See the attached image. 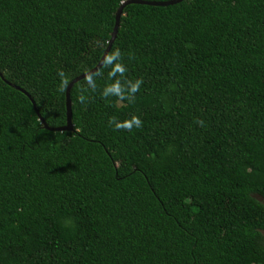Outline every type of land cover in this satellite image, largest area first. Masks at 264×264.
Instances as JSON below:
<instances>
[{"label": "trees", "instance_id": "1", "mask_svg": "<svg viewBox=\"0 0 264 264\" xmlns=\"http://www.w3.org/2000/svg\"><path fill=\"white\" fill-rule=\"evenodd\" d=\"M124 1L0 0V264H264V0L123 6V76L104 58L42 127Z\"/></svg>", "mask_w": 264, "mask_h": 264}, {"label": "water", "instance_id": "2", "mask_svg": "<svg viewBox=\"0 0 264 264\" xmlns=\"http://www.w3.org/2000/svg\"><path fill=\"white\" fill-rule=\"evenodd\" d=\"M182 0H170V1H166V2H152V1H145V0H126L124 2L121 3V5L118 7V9L115 12L114 15V25L112 27L111 33H110V38L108 40L107 43V47L104 50V52L102 53L99 61L97 62V64L88 72L83 73L77 77H75L74 79H72L68 85L65 88V92H64V108H65V124L62 127L59 128H47V126L44 124V122L42 121V119L39 117V115H37L42 127L48 131H54V132H62V131H70L72 124H71V113H70V102H69V89L70 87L77 81L87 77L88 75H91L92 73H94L95 71H97V69L101 66L107 52L108 49L116 35L117 32V28H118V19L120 16V12H121V8L127 4H140V5H149V6H166V5H171V4H175L178 3ZM0 79L3 80L1 74H0ZM4 81V80H3ZM5 83L15 89H17L20 93L24 94L27 98H29V96L22 90L14 87L13 85L9 84L8 82L5 81ZM29 101L34 109L35 114H37L36 109L34 108V103L33 101L29 98Z\"/></svg>", "mask_w": 264, "mask_h": 264}, {"label": "clouds", "instance_id": "3", "mask_svg": "<svg viewBox=\"0 0 264 264\" xmlns=\"http://www.w3.org/2000/svg\"><path fill=\"white\" fill-rule=\"evenodd\" d=\"M119 58H120V53L118 50L112 54H109L107 57H105V65L106 66L107 65H113L112 70L109 73V76L115 75L116 73H120V75L123 76V74L125 73L126 68L122 64L114 63ZM59 75L61 77H63L64 73L61 71L59 73ZM86 79H87L88 85L91 86L93 90H95L96 85H95L94 80L92 79V76L88 75L86 77ZM63 83L66 84V80H64ZM141 84H142V81L137 80L134 84L131 85L129 92L132 96L139 90ZM61 90H63V89H61ZM109 94H112V95L118 97L121 101L126 99V97L124 96V94L121 90L119 80H116L115 83L110 84L107 87H105V89L103 91V96L106 98L109 96ZM79 100L81 103H84V97L83 96H80ZM109 122L114 124L115 130L131 131L133 129V127L142 126V121L138 117H135V116H133L131 118V120H126L124 122H117L115 120V118H112Z\"/></svg>", "mask_w": 264, "mask_h": 264}, {"label": "rangeland", "instance_id": "4", "mask_svg": "<svg viewBox=\"0 0 264 264\" xmlns=\"http://www.w3.org/2000/svg\"><path fill=\"white\" fill-rule=\"evenodd\" d=\"M257 200H258V201H260V202H262V203L264 204V202H263V201H261L259 198H257ZM263 236H264V233H263Z\"/></svg>", "mask_w": 264, "mask_h": 264}]
</instances>
